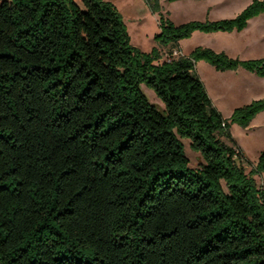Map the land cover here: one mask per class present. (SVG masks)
<instances>
[{"label":"trees","instance_id":"obj_1","mask_svg":"<svg viewBox=\"0 0 264 264\" xmlns=\"http://www.w3.org/2000/svg\"><path fill=\"white\" fill-rule=\"evenodd\" d=\"M263 14L161 15L144 52L110 1L0 0V264H264V150L252 166L231 134L264 98L224 118L196 69L264 77V57L180 47Z\"/></svg>","mask_w":264,"mask_h":264},{"label":"rangeland","instance_id":"obj_2","mask_svg":"<svg viewBox=\"0 0 264 264\" xmlns=\"http://www.w3.org/2000/svg\"><path fill=\"white\" fill-rule=\"evenodd\" d=\"M120 11L127 25L131 43L144 52H150L157 46L154 37L159 32L158 20L163 15L175 24H183L192 20L214 21L236 17L253 0H107ZM154 8L155 10H153ZM260 19H253L242 32L205 34L196 32L191 38L180 42L183 55H189L198 47H209L217 52L224 51L232 58L241 60L264 57V14ZM167 58L168 49H163ZM175 56L178 53H174ZM197 73L205 84L214 106L229 118L235 108L248 104L256 99L264 98V77L247 72L217 71L204 61L196 66ZM148 100L157 109L165 113L163 102L154 92L142 86ZM231 134L244 151L245 156L254 166L264 150V112L252 121L250 127L242 128L232 125ZM189 166L196 168L201 163L199 153L190 148V142L183 140ZM246 172L252 166L244 164ZM256 183L264 187V173L255 175Z\"/></svg>","mask_w":264,"mask_h":264},{"label":"crops","instance_id":"obj_3","mask_svg":"<svg viewBox=\"0 0 264 264\" xmlns=\"http://www.w3.org/2000/svg\"><path fill=\"white\" fill-rule=\"evenodd\" d=\"M262 16H263V15H262ZM256 18H257V19H260V18H263V17H260V16H259V17H256ZM254 19H255V18H254ZM252 20H253V19H252ZM250 21H251V20H250ZM195 33H196V32H195ZM195 33H194V34H195ZM194 34H193V35H194ZM239 70H240V69H239ZM237 71H238V70H237Z\"/></svg>","mask_w":264,"mask_h":264}]
</instances>
